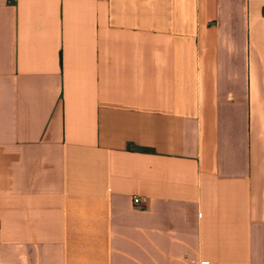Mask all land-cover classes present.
I'll use <instances>...</instances> for the list:
<instances>
[{
	"label": "crops",
	"instance_id": "1",
	"mask_svg": "<svg viewBox=\"0 0 264 264\" xmlns=\"http://www.w3.org/2000/svg\"><path fill=\"white\" fill-rule=\"evenodd\" d=\"M0 264H264V0H0Z\"/></svg>",
	"mask_w": 264,
	"mask_h": 264
},
{
	"label": "built area",
	"instance_id": "2",
	"mask_svg": "<svg viewBox=\"0 0 264 264\" xmlns=\"http://www.w3.org/2000/svg\"><path fill=\"white\" fill-rule=\"evenodd\" d=\"M146 203V198L141 196H133L132 197V204L136 207H143Z\"/></svg>",
	"mask_w": 264,
	"mask_h": 264
}]
</instances>
